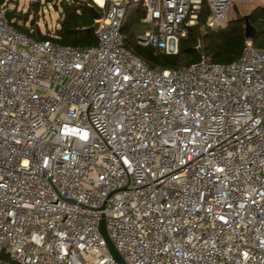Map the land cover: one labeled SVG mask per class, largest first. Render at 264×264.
<instances>
[{
  "label": "built area",
  "instance_id": "1",
  "mask_svg": "<svg viewBox=\"0 0 264 264\" xmlns=\"http://www.w3.org/2000/svg\"><path fill=\"white\" fill-rule=\"evenodd\" d=\"M95 45L19 31L0 5V264H264V50L151 69L175 55L202 0H89ZM205 0L224 29L235 2ZM12 21V20H11ZM37 33L48 39L36 40Z\"/></svg>",
  "mask_w": 264,
  "mask_h": 264
},
{
  "label": "trees",
  "instance_id": "2",
  "mask_svg": "<svg viewBox=\"0 0 264 264\" xmlns=\"http://www.w3.org/2000/svg\"><path fill=\"white\" fill-rule=\"evenodd\" d=\"M8 0H0V5ZM91 3L89 0H87ZM82 0H62L60 2L59 29L56 31L57 38L51 39L53 43L60 46H70L76 49L94 46V32L88 28L94 23L90 14L86 12L81 4ZM38 2L33 1L31 7L38 9ZM16 12V9H14ZM17 13V12H16ZM210 15L209 8L205 0H202L200 12L196 23L188 29L187 38L181 39L178 43V51L175 55H165L157 53L151 47H141L136 44L135 36L129 35L127 24L130 18L140 22L144 17V10L140 5L133 7L127 16L122 34L126 48L133 51L138 57L146 62L151 69H178L189 66L199 61L200 54L196 50L199 45L202 54L213 63L229 64L239 59L245 46L244 21L242 17H237L228 22L224 29L211 30L206 27L207 19ZM249 23L254 27L255 34L252 37L251 45L264 50V5L253 9L248 15ZM24 21L28 14L23 15ZM13 27L19 31H25L16 23ZM36 40L48 39L41 33H37Z\"/></svg>",
  "mask_w": 264,
  "mask_h": 264
},
{
  "label": "rangeland",
  "instance_id": "3",
  "mask_svg": "<svg viewBox=\"0 0 264 264\" xmlns=\"http://www.w3.org/2000/svg\"><path fill=\"white\" fill-rule=\"evenodd\" d=\"M33 1L38 2V9L35 11L31 7ZM62 0H8L5 2V6L10 9H16V17L12 19L11 24H21L24 23L25 26L34 24L35 22L39 25V30L41 33H47L53 31L55 25L60 18V2ZM68 1V0H67ZM257 2H235L229 13V21L248 15L253 9L261 6ZM28 14V18L24 21L23 15ZM127 30L130 34L135 36L144 31L145 26L140 22L135 21V18H130L127 24ZM202 54V52L200 53Z\"/></svg>",
  "mask_w": 264,
  "mask_h": 264
},
{
  "label": "water",
  "instance_id": "4",
  "mask_svg": "<svg viewBox=\"0 0 264 264\" xmlns=\"http://www.w3.org/2000/svg\"><path fill=\"white\" fill-rule=\"evenodd\" d=\"M83 9L88 12L93 19L94 23L88 28V30L91 31H96L98 27V20L100 19V14L99 12L95 9V7L89 3L87 0H82L81 2ZM14 17V13L12 10H7L4 14V18L6 21L11 22V20ZM243 21H244V37L246 40H251L252 37L255 34V29L254 27L249 23L247 15L243 16ZM196 50L200 54L202 52L201 47L198 45L196 47ZM99 231L103 237V240L107 246V249L112 256V258L118 263V264H125V262L122 260L121 256L111 243L110 239L108 238L106 229H105V221L104 219H101L100 224H99Z\"/></svg>",
  "mask_w": 264,
  "mask_h": 264
}]
</instances>
